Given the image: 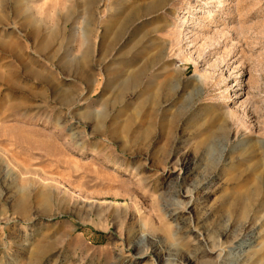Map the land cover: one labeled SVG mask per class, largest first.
<instances>
[{"label":"rangeland","instance_id":"374dc122","mask_svg":"<svg viewBox=\"0 0 264 264\" xmlns=\"http://www.w3.org/2000/svg\"><path fill=\"white\" fill-rule=\"evenodd\" d=\"M0 264H264V0H0Z\"/></svg>","mask_w":264,"mask_h":264},{"label":"bare ground","instance_id":"6f19581e","mask_svg":"<svg viewBox=\"0 0 264 264\" xmlns=\"http://www.w3.org/2000/svg\"><path fill=\"white\" fill-rule=\"evenodd\" d=\"M137 13H138V11H137V12H134V14L132 13V17L137 16ZM82 74H83V72H82ZM134 82H136V78H135ZM177 191H178V190H177Z\"/></svg>","mask_w":264,"mask_h":264}]
</instances>
